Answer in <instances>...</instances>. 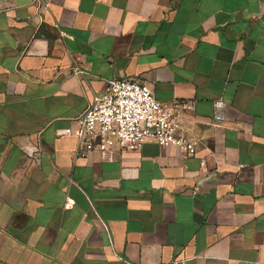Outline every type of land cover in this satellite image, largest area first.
Here are the masks:
<instances>
[{
  "label": "crops",
  "instance_id": "1",
  "mask_svg": "<svg viewBox=\"0 0 264 264\" xmlns=\"http://www.w3.org/2000/svg\"><path fill=\"white\" fill-rule=\"evenodd\" d=\"M112 78L179 102L197 153L77 158ZM0 264H264V0H0Z\"/></svg>",
  "mask_w": 264,
  "mask_h": 264
},
{
  "label": "built area",
  "instance_id": "2",
  "mask_svg": "<svg viewBox=\"0 0 264 264\" xmlns=\"http://www.w3.org/2000/svg\"><path fill=\"white\" fill-rule=\"evenodd\" d=\"M66 35L65 32H62ZM78 72H83L79 65ZM217 108L223 107L216 101ZM179 102H165L158 99L154 88L147 81L139 79L112 78L100 97L75 118L64 134L77 138V158L87 159L95 152L118 150L121 153L134 152L147 141H153L163 148L176 146L183 154L195 155L201 145L199 136L187 134L180 124ZM184 107L191 109V104ZM225 116H214V123L221 124ZM203 163V162H202ZM67 200L65 207L71 205Z\"/></svg>",
  "mask_w": 264,
  "mask_h": 264
}]
</instances>
